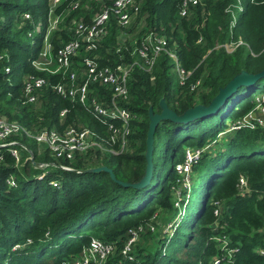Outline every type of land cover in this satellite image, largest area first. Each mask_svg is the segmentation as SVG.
<instances>
[{
    "label": "trees",
    "instance_id": "obj_1",
    "mask_svg": "<svg viewBox=\"0 0 264 264\" xmlns=\"http://www.w3.org/2000/svg\"><path fill=\"white\" fill-rule=\"evenodd\" d=\"M75 2L79 6L72 10ZM243 2L235 26L228 10L237 0H207L190 6L186 16L180 15V0H138L130 26L120 29L112 21L95 54L102 66L134 63L123 104L132 116L126 151L95 149L63 161L51 157L33 137L44 130L83 126L96 131L109 149L107 125L55 93L53 86L64 82L62 73L33 66L44 48L48 0H0V120L15 122L30 135L15 137L17 146H0V264H63L78 257L92 239L121 248L129 230L138 227L143 233L133 248L134 260L123 264H213L214 258L220 264H264V128L228 133L226 124L227 117L234 123L255 109L254 95L264 79L242 87L234 95L238 98L213 117L187 125L161 122L154 134L150 184L141 189L118 184L137 183L144 175L150 108L159 113L164 99L180 115L209 105L240 73L264 71V0ZM99 5L97 0L62 1L56 10L60 22L48 36L52 58L74 38L72 21H90ZM38 25L41 31L36 33ZM148 33L167 42L151 66L136 51ZM238 41L243 45L232 53L225 49ZM168 53L189 73L182 84L173 82ZM85 55L80 50L73 59L80 63ZM29 76L46 80L34 103L26 102L22 88ZM97 91L110 97L106 88ZM14 148L22 159L18 166L10 154ZM196 149L202 154L190 168L191 188L180 194L177 207L181 176L176 167L185 163L187 151ZM161 157L169 164L164 175ZM34 163L50 165L42 169ZM100 167L111 170L115 180L105 172H81ZM241 177L247 180L244 192L238 186ZM168 224L167 233L150 229Z\"/></svg>",
    "mask_w": 264,
    "mask_h": 264
},
{
    "label": "built area",
    "instance_id": "obj_2",
    "mask_svg": "<svg viewBox=\"0 0 264 264\" xmlns=\"http://www.w3.org/2000/svg\"><path fill=\"white\" fill-rule=\"evenodd\" d=\"M63 0H48L47 14V31L44 39V48L41 53V60L33 63L34 68L39 71H46L51 74L62 73L64 82L53 86L56 94L68 99L72 103L82 106L85 111L95 116L100 122L105 123L108 131V140L106 144L110 146L105 148L101 142L99 134L87 127H66L61 131L44 130L33 137L35 142L43 145L49 152L50 156L56 160L71 161L75 156L85 154L91 150L99 149L109 153L121 154L126 151L127 138L130 134L131 113L123 107L127 101V78L132 70L134 63L128 66L117 65L115 67L102 66L98 61L95 51L98 49L99 43L107 35L112 21L120 29L130 26L136 18L139 11L138 0H97L99 9L90 21L83 19L72 21L69 30L73 32L74 38L59 48L52 58L50 55L51 45L48 41L49 34L57 29L60 22V14L56 13L57 7ZM207 0H180V15L186 16L190 6H195ZM243 0H237L232 5L230 14L233 17L232 26H235L239 14H243ZM79 6L78 2L71 4V9L75 10ZM24 19H29L28 15ZM41 29V25L36 26ZM121 33V30H118ZM36 33H39L35 30ZM30 36V35H29ZM243 42H231L224 47L232 53ZM167 42L164 37H160L154 33L146 34L137 48V55L144 59L150 66L154 63L162 52L166 50ZM80 50L87 52L80 63L73 58L79 55ZM173 63V69L177 74L178 84H182L188 77L180 66L177 57L168 53ZM74 65H78L74 68ZM8 72V69L5 70ZM46 85V80L38 76H29L23 81V93L27 103L36 102V92ZM106 88L110 91V97L97 91V88ZM105 95V96H104ZM66 111L61 113L64 116ZM243 128L252 130L264 128V94L259 95L256 99V107L243 118L229 125L228 133L235 132ZM30 136L28 131L19 124L13 122L8 123L0 120V146L13 147L18 142L14 139L17 136ZM10 154L15 158L16 166L21 164L20 154L14 148ZM202 154V150L196 149L186 152V160L182 165L176 167L177 173L181 176L179 191L177 192V201L175 206L178 207L181 193L189 192L191 188L190 168ZM29 160L33 161L30 156ZM50 164H42L40 167L46 169ZM63 170H70L66 165L60 166ZM9 187L14 186V181L10 178L7 181ZM239 189L244 192L247 189V180L241 177L239 180ZM218 214L217 211L214 212ZM172 224L166 225L164 233L170 231ZM151 231L154 226H150ZM143 228L138 227L128 232V239L125 244L118 248L113 243H103L98 239H92L89 246L84 248L78 257L66 261L63 264H123L124 261H133V248L138 242ZM225 240L224 244H227ZM264 254V252H261ZM217 258L213 259V264H220ZM140 264V263H135Z\"/></svg>",
    "mask_w": 264,
    "mask_h": 264
},
{
    "label": "water",
    "instance_id": "obj_3",
    "mask_svg": "<svg viewBox=\"0 0 264 264\" xmlns=\"http://www.w3.org/2000/svg\"><path fill=\"white\" fill-rule=\"evenodd\" d=\"M264 79V71L258 73L256 75L248 74L246 72H242L237 75L233 80H231L223 89L218 92V94L212 99L209 105H197L191 109L186 110L184 113L178 115L169 107L167 106L164 99L160 101L159 107L160 112L154 114L152 109L150 108L148 111L149 117V124H148V131L146 137V151H145V171L142 178L137 183H123L118 181V184L125 188H135L141 189L145 188L147 185L150 184L152 176H153V143H154V134L156 131L157 126L161 122L169 121L174 124H189L190 122H194L198 119H205L213 117L214 115L218 114L220 110L228 103L230 99L234 97L235 94L242 87L252 86L257 81ZM34 166L39 167V164H35ZM82 173L91 172H105L108 173L111 179L115 180V177L111 170L107 169L106 167L94 168L90 170L81 171Z\"/></svg>",
    "mask_w": 264,
    "mask_h": 264
},
{
    "label": "rangeland",
    "instance_id": "obj_4",
    "mask_svg": "<svg viewBox=\"0 0 264 264\" xmlns=\"http://www.w3.org/2000/svg\"><path fill=\"white\" fill-rule=\"evenodd\" d=\"M243 5H244V3H243ZM72 25V24H71ZM71 25H69V28H70V26ZM35 30H37L38 32H39V30L41 31V29H38L37 27L35 28ZM124 41V39H121V42H123ZM171 76H172V79H173V82L174 83H177V74H176V71L172 68L171 69ZM264 93V87H262L254 96H255V100L259 97V95H261V94H263ZM235 97V96H234ZM238 98V96H236L235 98H234V100H236ZM234 100H232V101H234ZM233 103V102H232ZM232 103H230L229 105H231ZM245 104V102H242L241 104H237L235 107H236V109L237 110H239L240 108H241V106L242 105H244ZM225 109V108H224ZM224 111V110H223ZM222 111V112H223ZM232 123V119L231 118H229V117H227L226 118V124L229 126L230 124ZM189 152H191L190 150H189ZM162 155H164V153L162 154ZM165 157L167 158L168 157V155H165ZM21 162H22V159H21ZM159 163H161V164H163V167H164V169H163V175L168 171V169H169V164H168V160H166V159H164L163 157H161V159H159ZM159 222V221H158ZM156 228H154V230L153 231H155L154 233H156V232H160V234L162 233V231L164 230L163 229V226H161V228L158 230V231H156L155 230Z\"/></svg>",
    "mask_w": 264,
    "mask_h": 264
}]
</instances>
